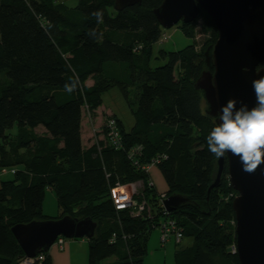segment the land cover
I'll return each instance as SVG.
<instances>
[{
  "label": "trees",
  "instance_id": "trees-1",
  "mask_svg": "<svg viewBox=\"0 0 264 264\" xmlns=\"http://www.w3.org/2000/svg\"><path fill=\"white\" fill-rule=\"evenodd\" d=\"M69 1L0 0V174L12 176L0 180V264L24 258L10 229L46 220L42 204L48 188L55 192L57 219L68 215L97 224L87 242V264L111 258L109 264H143L148 236L162 216L160 194L148 185L149 175L127 159L135 146L142 147L140 166L166 156L157 165L166 197L188 199L168 214L183 238L193 241L175 253V264H213L216 257L239 264L230 252L237 194L226 167L219 186L207 194L217 157L205 137L216 123L194 88L206 70L204 51L217 39L211 19L199 15L208 33L201 50L191 43L151 68V48L162 35L152 11L162 0H143L120 12L113 9L114 0H76L74 6ZM193 27L181 24L188 38ZM113 87L133 116L129 131L105 113L95 125L102 95ZM109 119L117 122L121 149L107 141ZM86 125L90 136L84 145ZM14 126L16 134H6ZM136 182L143 184L138 199L152 208L150 218L131 217L112 205L110 190L117 183ZM228 192L232 195L225 200ZM48 252L38 254L44 256L39 264H52Z\"/></svg>",
  "mask_w": 264,
  "mask_h": 264
},
{
  "label": "water",
  "instance_id": "water-1",
  "mask_svg": "<svg viewBox=\"0 0 264 264\" xmlns=\"http://www.w3.org/2000/svg\"><path fill=\"white\" fill-rule=\"evenodd\" d=\"M143 0H114L113 9L140 5ZM160 27L170 29L178 23H194L201 12L212 21L217 39L204 51L203 70L194 83L202 94L204 112L215 120L221 105L229 99L247 104L255 103L251 82L264 75V0H162L153 9ZM239 104H237V107ZM217 172L207 189L218 187L226 167L229 185L236 192L232 201L234 233L239 264H264V165L253 172L242 169L239 159L225 154L216 160ZM188 202L178 194L163 201L168 212ZM97 224L89 218L77 220L66 215L55 220L17 224L10 231L24 257L34 258L46 253L55 240L92 239Z\"/></svg>",
  "mask_w": 264,
  "mask_h": 264
},
{
  "label": "rangeland",
  "instance_id": "rangeland-1",
  "mask_svg": "<svg viewBox=\"0 0 264 264\" xmlns=\"http://www.w3.org/2000/svg\"><path fill=\"white\" fill-rule=\"evenodd\" d=\"M76 0L68 2L69 6H74ZM205 20L203 17H198V20L194 22L192 35L190 38L186 37L181 29V23L173 26L170 29H164L161 27L160 40L152 45L150 67L156 68L164 65L167 62V56L171 52H177L191 43L194 48L199 51L202 49L208 33L205 30ZM102 105L97 111V119H95V125H97L102 117V113L116 116L119 119L126 131H129L133 126L134 120L131 112L121 95L117 87H113L106 91L102 95ZM83 144L86 145L87 139L90 136V126L86 125L83 129ZM37 134H42V128L35 130ZM6 134L15 135L16 127L6 131ZM152 177V176H151ZM12 176L8 172L0 174V180L11 179ZM156 188L159 187L156 185ZM232 195L231 192L226 194L225 200L229 199ZM42 215L46 220H55L60 216V210L57 206V200L55 192L52 189H46L42 204ZM232 225V224H231ZM66 243L71 244L70 259L72 264H87L88 258V239H65ZM193 244L191 238L184 237L179 244H175L172 239L166 244L160 242V228H154L147 239L146 254L143 258V264H175V253L190 247ZM113 262V259H107L103 264H109ZM213 264H232L224 263L218 257L212 259Z\"/></svg>",
  "mask_w": 264,
  "mask_h": 264
},
{
  "label": "clouds",
  "instance_id": "clouds-1",
  "mask_svg": "<svg viewBox=\"0 0 264 264\" xmlns=\"http://www.w3.org/2000/svg\"><path fill=\"white\" fill-rule=\"evenodd\" d=\"M95 15L98 19L102 16L99 11ZM257 77L251 82L254 105L249 107L229 99L220 106L217 123L205 137L210 153L217 158L226 153L236 156L246 172H253L264 165V75ZM65 90L73 91L66 87Z\"/></svg>",
  "mask_w": 264,
  "mask_h": 264
},
{
  "label": "built area",
  "instance_id": "built-area-1",
  "mask_svg": "<svg viewBox=\"0 0 264 264\" xmlns=\"http://www.w3.org/2000/svg\"><path fill=\"white\" fill-rule=\"evenodd\" d=\"M106 136L107 141L110 145H113L116 149L120 148V131L117 125V122L114 119H109L106 123ZM142 153L141 146H135L127 152V159L133 163L134 166L142 169L149 175L148 185L155 187L150 172L152 169L157 168L163 160L166 159V156H160L154 158L149 164L140 166L138 163L139 157ZM3 172V171H2ZM143 189L142 182L130 183L127 185H121L117 183L110 190V199L114 210L117 212L126 211L131 217L134 218H150L152 214V208L143 200L138 199L140 197V192ZM160 207H161V221L159 222L156 228H160V242L164 245L169 239L175 244H179L183 238L182 228L174 221L173 219L168 218V212L164 206L163 201L166 199L165 192L159 193ZM114 239V236L112 237ZM65 239L59 236L53 246L57 247L58 250H63ZM231 254H237L236 245L230 247ZM44 256L42 254L36 255L34 258H26L20 260L19 264H39L43 261Z\"/></svg>",
  "mask_w": 264,
  "mask_h": 264
},
{
  "label": "crops",
  "instance_id": "crops-1",
  "mask_svg": "<svg viewBox=\"0 0 264 264\" xmlns=\"http://www.w3.org/2000/svg\"><path fill=\"white\" fill-rule=\"evenodd\" d=\"M150 176L155 188L156 185L159 187V189L156 188V190L159 193L166 192V185L164 183V180L162 178L161 173L157 168L152 169L150 172ZM71 244H67L66 241L64 242L63 250H58L57 247L52 246L48 252L49 258L51 260L52 264H72L70 259V249Z\"/></svg>",
  "mask_w": 264,
  "mask_h": 264
}]
</instances>
